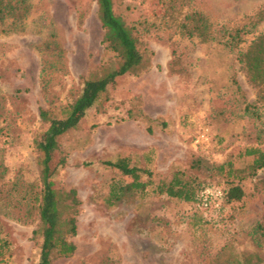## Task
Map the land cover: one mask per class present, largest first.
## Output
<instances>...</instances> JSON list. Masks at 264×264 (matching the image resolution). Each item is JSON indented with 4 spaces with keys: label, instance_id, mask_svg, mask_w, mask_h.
<instances>
[{
    "label": "rangeland",
    "instance_id": "1",
    "mask_svg": "<svg viewBox=\"0 0 264 264\" xmlns=\"http://www.w3.org/2000/svg\"><path fill=\"white\" fill-rule=\"evenodd\" d=\"M186 1L208 16L218 36L244 25L239 46L180 34L177 6L170 10L169 0H113L115 12L134 28L144 68L119 77L78 126L58 138L55 159H66L53 176L54 187L80 204L76 250L53 264H219L224 252L261 253L250 232L264 216V186H254L264 182V172L240 182L242 199L226 202L222 194L202 208L153 189L174 170L221 189L226 184L215 163L231 159L241 167L251 160L241 155L246 146L264 149L258 87L249 81L237 51L263 35L264 17L256 21L254 14L264 16V0ZM102 37L95 0H33L24 28L0 33L5 181L38 182L33 138L46 126L39 109L64 104L86 77L114 61ZM48 43L58 47L46 50ZM43 60L57 66L48 93L40 76ZM122 155L143 170L141 180L152 183L144 196L134 192L111 205L109 184L130 179L106 162ZM16 212L0 198L2 236L9 242L0 264H38L36 220H17Z\"/></svg>",
    "mask_w": 264,
    "mask_h": 264
},
{
    "label": "trees",
    "instance_id": "2",
    "mask_svg": "<svg viewBox=\"0 0 264 264\" xmlns=\"http://www.w3.org/2000/svg\"><path fill=\"white\" fill-rule=\"evenodd\" d=\"M95 1L98 18L103 28L102 42L105 48L112 52L114 61L101 66V70L96 74L86 77L80 89L64 104L55 108L49 103L48 107L39 109L40 120L46 126L33 138L37 153L38 182H17L15 178L5 181L7 168L0 163V198L5 200L7 206L15 208L17 220L23 222L36 220L37 227L33 230V234L40 240L38 264H53L57 258L69 257L76 250L73 237L77 233L76 216L79 212L80 201L74 196H71L69 200L70 192L54 187L53 176L66 159L65 156L55 159L56 153L61 148L58 138L76 128L87 111L105 97L108 87L119 77L126 74H138L144 68V56L139 48L134 28L126 22L122 15L115 12L113 0ZM169 4L170 10L174 5L177 6L176 28L180 34L189 38L196 37L203 42L217 40L227 46H239L237 44L240 40L239 34L243 31L244 25L222 30V35L218 36V28L213 25L208 16L200 10L190 8L188 1L169 0ZM32 7L33 0H0V33L21 31ZM254 16L257 17L256 21L264 17L258 12ZM256 21L252 22L251 26ZM263 42L264 33L252 40L250 44L240 46L237 51L238 59L249 81L258 87L255 101L264 112ZM55 47L58 46L55 45ZM55 47L48 43L44 48L53 50ZM44 48L41 49L44 51ZM56 69L55 62L42 61L40 76L43 90L46 93H48L49 78ZM256 111L255 115L261 117L262 112L259 109ZM3 128L1 125L0 131ZM241 155L251 157V160L244 166H234L231 159L215 163L213 166L216 173L224 177L226 187H221V189L226 202L242 199L244 190L240 182L244 178L255 177L259 172H264V149L248 145ZM106 163L117 174L130 179L127 182L109 184L106 198L109 204L114 205L117 201L125 200L134 192L140 196L147 194V187L152 182L141 180L143 170L132 164L127 155H122L113 161L108 160ZM146 173L149 171L147 170ZM258 184L264 186V182H254L255 187ZM208 185L210 184H201L196 176L185 175L182 170H174L168 180L163 179L156 182L153 189L170 198L195 202L199 208H202L197 194ZM250 234L254 246L261 253L238 257L224 252L223 261L219 264L264 263V216L253 226ZM8 245L9 242L2 236L0 226V255H3ZM226 250L224 246L221 251Z\"/></svg>",
    "mask_w": 264,
    "mask_h": 264
},
{
    "label": "built area",
    "instance_id": "3",
    "mask_svg": "<svg viewBox=\"0 0 264 264\" xmlns=\"http://www.w3.org/2000/svg\"><path fill=\"white\" fill-rule=\"evenodd\" d=\"M222 194L223 192L219 188L206 187L198 194V199L203 206H208L211 201L221 197Z\"/></svg>",
    "mask_w": 264,
    "mask_h": 264
}]
</instances>
